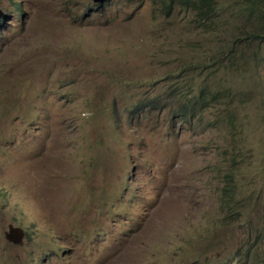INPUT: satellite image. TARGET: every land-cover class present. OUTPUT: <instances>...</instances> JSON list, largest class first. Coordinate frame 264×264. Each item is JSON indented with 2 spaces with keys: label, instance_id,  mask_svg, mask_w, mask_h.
Instances as JSON below:
<instances>
[{
  "label": "rangeland",
  "instance_id": "rangeland-1",
  "mask_svg": "<svg viewBox=\"0 0 264 264\" xmlns=\"http://www.w3.org/2000/svg\"><path fill=\"white\" fill-rule=\"evenodd\" d=\"M215 2L201 23L0 0V264H264V160L231 158L264 23L251 0ZM204 83L231 94L202 101Z\"/></svg>",
  "mask_w": 264,
  "mask_h": 264
},
{
  "label": "trees",
  "instance_id": "trees-1",
  "mask_svg": "<svg viewBox=\"0 0 264 264\" xmlns=\"http://www.w3.org/2000/svg\"><path fill=\"white\" fill-rule=\"evenodd\" d=\"M143 3L149 1L159 5V9L161 10L162 14L165 16H171L175 11L178 9H185V10H193L197 12L198 16L200 17V22L204 23L209 19H212L217 12L216 2L215 0H138ZM253 1V5L250 8L252 16L255 19H261L264 23V0H251ZM105 4H100L99 7L104 6ZM96 7H98L96 5ZM98 7V8H99ZM16 8L19 9L20 16L22 7L21 3H16ZM255 25H259L258 22L252 21ZM253 38L259 40L260 43L263 44L264 47V26L259 32L253 34ZM245 50L252 49L248 47H244ZM255 49V48H253ZM237 59L235 62H239L245 59V56L237 54ZM255 56H259V61L262 64L260 66V73L259 77L255 80L254 84L251 86H245L244 84L239 86L240 91L238 90L237 94L238 99L241 101L242 106L247 110L248 116H245L243 119L239 121H235L233 123L231 120L228 121V125L235 124V129L239 126H242L241 131L245 134V140H240L236 138V142L234 143V151L232 152V162L237 161L238 159H243L245 157L253 156L254 158H258L264 160V48L259 49V51L255 54ZM233 67H236L238 64L233 63ZM220 67V65L216 64L207 69V73L215 72L214 68ZM242 68V67H239ZM210 78L211 76H206ZM219 90H222L219 91ZM200 98L201 100H208L213 98H219L221 96H229L231 94L230 89H212L209 84H202L200 91ZM185 115L188 113L183 112ZM247 140V141H246ZM236 144V145H235ZM241 148H238V147ZM264 165V164H263ZM255 185V184H252ZM257 194L259 199L264 202V176L262 179V183L260 186L257 187ZM226 194L225 192L222 195L221 201H226ZM264 207V206H263ZM264 215V213H263ZM254 231V230H253ZM257 234L256 231H254ZM258 241H264V234L261 236L258 234L257 236ZM261 252H264L262 250Z\"/></svg>",
  "mask_w": 264,
  "mask_h": 264
},
{
  "label": "water",
  "instance_id": "water-1",
  "mask_svg": "<svg viewBox=\"0 0 264 264\" xmlns=\"http://www.w3.org/2000/svg\"><path fill=\"white\" fill-rule=\"evenodd\" d=\"M96 3H100V2H102L103 0H94ZM2 14L0 13V16H1ZM10 232L11 233H14V232H19V229H15V228H13L12 226H10ZM10 240V239H9Z\"/></svg>",
  "mask_w": 264,
  "mask_h": 264
}]
</instances>
